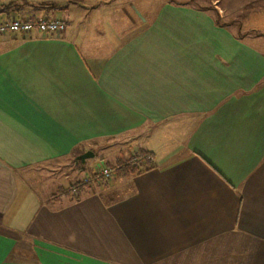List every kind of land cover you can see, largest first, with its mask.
I'll list each match as a JSON object with an SVG mask.
<instances>
[{
	"label": "crops",
	"instance_id": "1",
	"mask_svg": "<svg viewBox=\"0 0 264 264\" xmlns=\"http://www.w3.org/2000/svg\"><path fill=\"white\" fill-rule=\"evenodd\" d=\"M211 2L0 0L67 24L0 34V264H264V32ZM118 142L144 171L34 190V167Z\"/></svg>",
	"mask_w": 264,
	"mask_h": 264
},
{
	"label": "rangeland",
	"instance_id": "2",
	"mask_svg": "<svg viewBox=\"0 0 264 264\" xmlns=\"http://www.w3.org/2000/svg\"><path fill=\"white\" fill-rule=\"evenodd\" d=\"M162 1V0H161ZM198 2L211 5V0H198ZM255 2L254 5L249 7V4ZM264 0H220L218 6L222 9V13L225 18H223L226 23H232L231 21L236 22V26L240 23V26H244L247 28H255L259 30L258 32H264ZM259 4V5H258ZM141 8V7H139ZM146 8V7H144ZM251 8V9H250ZM252 11V12H251ZM233 24V23H232ZM110 143V142H109ZM108 144V143H107ZM116 144V145H114ZM114 146L117 148H105V143L97 144L91 147L90 150L94 151L96 154L94 157L87 158L84 163L75 162V157L77 153H73L71 155L64 156L57 162L44 163L37 166L34 169L35 172L32 174L34 181H32V185L34 190L37 193H41L43 196H49L54 193L57 188L67 187L70 184L76 182L77 180L86 179L90 181L89 191L97 190V188L106 187L107 182L111 180V184L118 182V179H109L106 182H102L101 180V170L105 167L104 160H110L112 164H115V154H119V152H123L124 155L129 151L128 144L121 146V143H114ZM121 146V147H120ZM120 147V148H119ZM119 148V149H118ZM82 152V151H81ZM138 156L135 159H139ZM142 157V156H141ZM140 157V159H141ZM82 166V171L81 167ZM112 169V174H115V169L112 166H109ZM96 175V176H95ZM103 178V176H102ZM104 179V178H103Z\"/></svg>",
	"mask_w": 264,
	"mask_h": 264
},
{
	"label": "trees",
	"instance_id": "3",
	"mask_svg": "<svg viewBox=\"0 0 264 264\" xmlns=\"http://www.w3.org/2000/svg\"><path fill=\"white\" fill-rule=\"evenodd\" d=\"M264 4V3H263ZM255 7V2L249 4V7L253 6ZM259 5V4H258ZM204 9H211L212 6H205L202 7ZM258 33V31H256ZM77 156V155H76ZM144 157H142V159H128L125 161H117V163L112 164L110 161H105V165L112 166L115 169V174H112L111 178L115 176H128V175H132V174H136L139 172H142L146 169L143 168L144 164H147L148 162H150V156H148V153H144L143 154ZM81 171L82 166L80 167ZM96 176V175H95ZM101 175V181L102 182H106L105 176ZM90 181L86 180V179H81V180H77L76 182L70 184L67 187H60L58 188L52 195H50V199L49 200H53L56 199L57 197H61V196H66V197H70L71 200H78L80 199L81 195L90 188Z\"/></svg>",
	"mask_w": 264,
	"mask_h": 264
},
{
	"label": "built area",
	"instance_id": "4",
	"mask_svg": "<svg viewBox=\"0 0 264 264\" xmlns=\"http://www.w3.org/2000/svg\"><path fill=\"white\" fill-rule=\"evenodd\" d=\"M67 27L66 21L57 17H41V18H13L7 21L0 20V34L7 32L16 34H25L32 30H39L45 33H55L63 31ZM101 175L106 179L111 178L112 169L105 167L101 170Z\"/></svg>",
	"mask_w": 264,
	"mask_h": 264
},
{
	"label": "water",
	"instance_id": "5",
	"mask_svg": "<svg viewBox=\"0 0 264 264\" xmlns=\"http://www.w3.org/2000/svg\"><path fill=\"white\" fill-rule=\"evenodd\" d=\"M96 154L94 153V151L92 150H87V151H84L83 153L81 154H78L76 157H75V162L78 163V162H82L84 163L86 161L87 158H90V157H94Z\"/></svg>",
	"mask_w": 264,
	"mask_h": 264
},
{
	"label": "bare ground",
	"instance_id": "6",
	"mask_svg": "<svg viewBox=\"0 0 264 264\" xmlns=\"http://www.w3.org/2000/svg\"><path fill=\"white\" fill-rule=\"evenodd\" d=\"M67 25V24H66Z\"/></svg>",
	"mask_w": 264,
	"mask_h": 264
}]
</instances>
